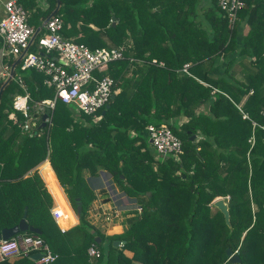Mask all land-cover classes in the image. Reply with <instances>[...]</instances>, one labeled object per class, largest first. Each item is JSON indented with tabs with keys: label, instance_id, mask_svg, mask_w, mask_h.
<instances>
[{
	"label": "trees",
	"instance_id": "16d2710c",
	"mask_svg": "<svg viewBox=\"0 0 264 264\" xmlns=\"http://www.w3.org/2000/svg\"><path fill=\"white\" fill-rule=\"evenodd\" d=\"M16 1L34 29L52 13L63 38L118 48L122 57L104 72L115 95L99 119L56 101L38 137L20 129L15 77L33 100L53 90L41 72L5 60L13 78L0 90V230L25 210L26 224L56 254L48 264H235L227 249L239 264H264V0H242L232 24L217 0H43L44 8ZM218 56L223 66L213 65ZM161 123L180 141L177 158L157 156L148 143L146 125ZM38 170L57 207L62 192L73 211L78 198L77 224L58 228ZM99 170L130 201L118 233L105 234L88 216L104 193ZM217 198L225 199L229 226L212 205ZM74 222L58 220L64 228ZM90 244L98 258L88 257Z\"/></svg>",
	"mask_w": 264,
	"mask_h": 264
},
{
	"label": "built area",
	"instance_id": "2783aa9c",
	"mask_svg": "<svg viewBox=\"0 0 264 264\" xmlns=\"http://www.w3.org/2000/svg\"><path fill=\"white\" fill-rule=\"evenodd\" d=\"M220 10L224 11L229 23H233L236 13L244 6L242 0H217ZM3 15L0 19V56H12L20 61L21 70L33 68L44 75V84L53 90L51 98L33 100L28 96L20 78L16 82L23 89L21 95L14 96L12 108L22 116L20 129L28 137H38L42 128L50 122V113L56 101L71 105L76 112L98 118L97 112L108 103L113 93L114 84L104 74L107 64L122 57L118 48L90 49L83 43L65 39L61 36L62 21L57 15H49L43 20L39 28L34 29L27 23V13L16 0L2 2ZM43 29L36 38L39 29ZM34 44L35 50H29ZM187 65L182 70L186 71ZM11 66L3 64L0 76L5 79L10 76ZM13 78V77H11ZM45 109L49 113L42 118ZM43 123V126H41ZM145 133L150 145L157 156L171 155L177 158L181 153L180 141L164 124H147ZM140 212V207L135 206ZM54 222L58 223L54 207L49 209ZM120 210L101 209L92 213L93 219L113 221L120 218ZM58 226V225H57ZM60 230H65L58 226ZM41 253V256L32 260L34 264H48L55 260L48 244L37 234L19 232L10 238H0V261L20 257L29 258L32 253ZM89 258H98L100 251L90 244L86 248Z\"/></svg>",
	"mask_w": 264,
	"mask_h": 264
},
{
	"label": "crops",
	"instance_id": "0c3cea01",
	"mask_svg": "<svg viewBox=\"0 0 264 264\" xmlns=\"http://www.w3.org/2000/svg\"><path fill=\"white\" fill-rule=\"evenodd\" d=\"M4 0H0V19H1V17H2V15H3V9H2V2H3ZM38 6H40V7H42V8H44L45 7V2L43 1V0H39L38 1ZM44 20V19H43ZM43 20L41 21V23L43 22ZM41 23H40V25H41ZM39 25V26H40ZM30 26H33V25H30ZM39 26H37L36 27V29L37 28H39ZM34 27V26H33ZM43 29H41V31H42ZM246 30V28L245 29H243L241 32H243L244 33V31ZM4 58V59H3ZM8 58V56H5V57H1L0 56V71H1V68H2V65L3 64H7L6 63V59ZM13 58V57H12ZM223 64H224V62H223V59L220 57V56H218V57H215L214 58V66H223ZM0 80H4L3 78H1V76H0ZM150 144V143H149ZM157 157V156H156ZM44 163H46V164H48L47 162H44ZM43 163V164H44ZM41 166V165H40ZM40 166H38V169H39V167ZM48 166V168L50 169V171H51V173H52V175H53V177H54V180H55V182H56V184L59 186V184H58V182H57V180H56V178H55V176H54V173H53V171H52V169H51V167H50V165L48 164L47 165ZM99 174H98V176H97V178H95L97 181H98V183L100 184V182H99V180H98V178L100 177L101 179H102V181L104 182L103 184H106V181L108 182V186L110 187V189H109V191H111V192H113L114 191V193H115V195H117V194H120L119 192L120 191H116L114 188H113V191H112V186L109 184V177L104 173V171H101V170H99ZM38 174H39V170H38ZM40 175V174H39ZM40 177H41V175H40ZM106 177H107V179H106ZM45 178V177H44ZM41 179H42V177H41ZM46 178L45 179H42V181H43V183H44V186H45V188H46V190L50 193V195H51V197H52V206H51V208H53L54 207V210H55V214H56V216H59V215H61V214H63L65 217L67 216V218H66V220L68 221V222H72V220H73V217H74V219H75V222L73 223V224H71L70 226H68V227H66V228H69V227H71V226H73V225H75L76 223H77V221H78V218H76L75 217V215H74V212H72V209H71V207L69 206V204H68V202H67V200H66V198H65V196H64V198H65V200H64V204H63V206L61 207V210L60 209H58V208H60V206L59 207H57V204H56V200L54 199V197H53V195H52V193H51V191H50V189H49V186L47 185V182H46ZM103 186V185H102ZM60 187V186H59ZM61 188V187H60ZM62 190V189H61ZM63 193V192H62ZM64 195V194H63ZM108 198V200L107 201H104V199L105 198ZM105 197V195L104 194H101V193H96V198L91 202V205H96L95 207H93L95 210H97V211H100L101 209H104V210H111V209H113V208H118L121 212H120V215H121V218H119V219H116V220H113V221H109V222H107V221H103L102 219H100V218H98V219H96V220H94V221H102V223L101 224H103L104 226H105V228L104 227H102V228H104V233L105 234H111V233H118V232H120L121 230H122V219H125V218H127L128 216H129V214H128V216L127 215H125L123 212L125 211L124 210V208H121V207H119V204H122V200H118L117 201V203H115L113 200H114V198H112L110 195H108V196H106ZM61 202H62V199H61ZM133 202V201H132ZM125 205V204H124ZM126 207H127V205H125ZM89 210H90V208H89ZM93 210V209H92ZM62 219H65V218H62ZM57 220H60V219H57ZM106 223H109V224H107L106 225ZM57 225L58 226H60V227H62L59 223H57ZM111 226V228H110V230H109V232H107L108 231V229H109V227ZM64 228V227H63Z\"/></svg>",
	"mask_w": 264,
	"mask_h": 264
},
{
	"label": "water",
	"instance_id": "95a60500",
	"mask_svg": "<svg viewBox=\"0 0 264 264\" xmlns=\"http://www.w3.org/2000/svg\"><path fill=\"white\" fill-rule=\"evenodd\" d=\"M58 3H56V7H57ZM52 13H50L49 15H51ZM48 15V16H49ZM47 16V17H48ZM45 17V19L47 18ZM36 33V32H35ZM18 60V58H17ZM11 76H12V66H11V70H10V76L8 78H6L3 82V84L1 85L0 87V90L2 89V87L7 83V81H9L11 79ZM115 95V92L113 94H111L110 96V99H112ZM108 107V104H106L104 106V109L103 111L101 112V115L104 113V110ZM49 113V110L48 109H45V112L42 114V118H44L47 114ZM100 116H98L97 119H99ZM41 126H43V123H41ZM193 135L190 136L191 139H193ZM148 143H150V140L148 139ZM106 186L108 189H110V187L108 186V182L106 181ZM67 188H70V186H66ZM75 208H74V215L76 218H78L79 216V213H80V201L78 200V198L76 197L75 200ZM212 205L214 207H216L222 214L223 216V220L225 222V224L227 226H229V221H228V210H227V205H226V202L224 201L223 198H217L215 199L213 202H212ZM25 218V210H23V213H22V216L21 218L18 220V222L11 226V227H8V228H2L0 230V238L1 239H7V238H10L11 236L19 233V232H25V231H29V232H32L34 234H37L39 235L40 234V231L38 228H35V227H31V226H28L24 220ZM96 239V242L99 241V238H95ZM113 246H117L118 245V241L117 240H114L112 242ZM41 256V253H32L30 254L29 258L31 260H35L37 258H39ZM226 256H227V262L229 263H235V264H239L240 263V260L238 258V256L235 254V253H231L229 251V249L226 250Z\"/></svg>",
	"mask_w": 264,
	"mask_h": 264
},
{
	"label": "rangeland",
	"instance_id": "374dc122",
	"mask_svg": "<svg viewBox=\"0 0 264 264\" xmlns=\"http://www.w3.org/2000/svg\"><path fill=\"white\" fill-rule=\"evenodd\" d=\"M62 106L64 105V106H68L67 104H61ZM154 168H155V164L153 163V165H152ZM100 173V172H99ZM98 173V174H99ZM106 179H107V177H106ZM109 179V178H108ZM98 180H99V182H100V185H101V187L104 189V193H102V194H105V196H108V195H110L112 198H114V202L115 203H117V201L120 199V200H122V204H119V207H121V208H124V210H128V208L125 206V205H129V200H128V198L127 197H125L124 195H123V193L122 192H119L120 194H117V195H115V193H114V191H113V189H112V191L113 192H111V191H109V189L107 188V186H106V184H103L104 182L102 181V179L99 177L98 178ZM109 184H110V181H109ZM103 185V186H102ZM60 196H61V199H62V202H61V205H60V208H58V209H60L61 210V207L63 206V204H64V200H65V198H64V195H63V193H61L60 194ZM225 200V199H224ZM69 204V203H68ZM125 204V205H124ZM70 206V205H69ZM96 205H90V210L88 211V216H89V218L92 220V221H94V219H93V216H92V213L95 211V209L93 208V207H95ZM72 209V208H71ZM93 209V210H92ZM118 209V208H117ZM72 212H73V209H72ZM128 214L129 213H127V214H125V215H127L128 216ZM130 217V216H129ZM62 218H67V216L65 217L63 214H61V215H59V217H58V219H62ZM120 218H121V215H120ZM122 221V227L124 226V219H122L121 220ZM102 227H104L105 228V226L103 225V224H101L102 223V221H97ZM94 223V222H93ZM77 224V223H76ZM107 224H109V223H106V225ZM109 227V226H108ZM110 228H111V226L109 227V229H108V231L107 232H109V230H110Z\"/></svg>",
	"mask_w": 264,
	"mask_h": 264
},
{
	"label": "clouds",
	"instance_id": "9594fccd",
	"mask_svg": "<svg viewBox=\"0 0 264 264\" xmlns=\"http://www.w3.org/2000/svg\"><path fill=\"white\" fill-rule=\"evenodd\" d=\"M11 77H13V76H11ZM5 79H6V78H5ZM5 79H4V80H5ZM11 79H12V78H11ZM4 80H3V82H4Z\"/></svg>",
	"mask_w": 264,
	"mask_h": 264
}]
</instances>
